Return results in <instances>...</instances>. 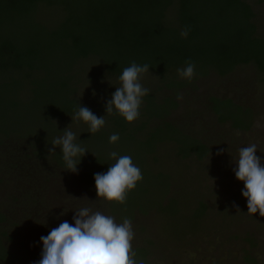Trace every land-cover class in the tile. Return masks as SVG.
I'll use <instances>...</instances> for the list:
<instances>
[{
    "label": "rangeland",
    "instance_id": "1",
    "mask_svg": "<svg viewBox=\"0 0 264 264\" xmlns=\"http://www.w3.org/2000/svg\"><path fill=\"white\" fill-rule=\"evenodd\" d=\"M248 2L258 16L259 32L264 35V3L260 4L259 0ZM8 15L5 10L0 9V51L4 42L27 44V39L38 35L42 26L51 31L64 19L63 13L56 10L40 11L33 22L12 20ZM32 41L40 52L34 63L38 68L36 72L12 73L5 58L0 57V132L6 130L10 135L39 139L43 146H47L54 138L63 135L62 130L69 127L76 134V142L80 140L81 146L88 151L83 157L93 155L111 160L109 153L116 151L118 154L131 156L138 167L143 166L147 172L148 182L145 185L150 196H161V189L153 183L158 181L153 177L160 172L163 173V178L166 179L169 175L177 184L180 182L184 175V163L177 158L178 149L167 142L159 143L153 148L150 125L145 124L146 122H142V125L140 122L143 119L138 118L137 121L142 126L134 128L130 135L121 130L112 131V125L107 122L109 117L102 109L105 116V125L100 130L102 132L91 134L86 123L80 120L82 124L79 125L78 121L72 119L74 116L68 114L72 110L70 105L65 106V102L72 97L70 94L73 88L78 89L75 95L72 94L74 99L77 98L82 105L89 103L92 106L90 110L97 114L96 107H105L116 87L120 86L119 79L106 73L105 65L98 57H89L81 60L77 66H72L68 58L60 57V47L48 35L45 39L38 35ZM172 79L176 82L186 80L177 71L166 73L163 77L157 72H147L142 75L140 82L156 96L155 103L167 97L174 99L178 107L172 111L167 121L189 133L197 134L212 151L204 171L189 160L185 185L198 190L201 195H207L212 202L215 201L214 193L217 191L223 195L221 201L226 200V195L233 191L242 192L244 184L236 179L234 172V159L238 158V149L255 143L256 155L262 157L261 162L264 164V86L260 84L256 72L251 67H244L226 79H219L213 74L196 80L194 88L174 91L168 90L167 85L164 86ZM15 80L18 85H14ZM63 82L66 83L65 88H62ZM178 93L182 94L183 99H177ZM213 95L232 98L236 103L251 107L256 113L252 130L241 133L233 130L230 124H218L209 108V99ZM149 102L147 99L146 113L151 116L153 108ZM117 120L120 121L121 118ZM81 131L87 132L83 135ZM113 133H118L120 139L117 143L110 144L109 137ZM28 147L25 142L12 141L0 153V207L18 226L15 228L5 224L0 230L14 238L11 244L15 248H22L26 253L41 257L43 245L40 243L38 246L33 240L40 232L51 230L65 220L74 224L75 211L81 207H91L106 215L110 213L105 208V201L98 200L95 187L83 182L80 172L61 169L50 164L51 160L31 165L21 162L16 166L14 161L19 154H30ZM51 153L62 155L59 146ZM175 190L177 192V187H172L171 193ZM186 194L189 192L182 194L179 199V215L176 218L166 215L165 218L158 216L156 219L153 213L146 217L137 216L133 222L136 232L134 249L154 237L163 251L160 264H245L242 248L247 250L248 247L243 239L253 237L257 246L252 253L258 264H264V222L244 219L229 227L216 221L211 225V232L202 238L196 237L195 240L190 239L180 245L166 243L165 236H169L173 230L171 225L174 220L177 224L190 221L188 216L192 197ZM85 197L88 200L83 199ZM222 241L225 243L223 246Z\"/></svg>",
    "mask_w": 264,
    "mask_h": 264
},
{
    "label": "trees",
    "instance_id": "2",
    "mask_svg": "<svg viewBox=\"0 0 264 264\" xmlns=\"http://www.w3.org/2000/svg\"><path fill=\"white\" fill-rule=\"evenodd\" d=\"M259 3H264V0H259ZM0 4V9L5 10L9 14L8 18L12 20L33 22L40 11L62 12L64 19L56 29L48 31L42 26L38 30V35L44 39L47 35L54 39V44L60 47V57L68 58L72 66H77L81 60L94 56L105 65L106 73L116 79H119L123 69L130 66L133 61L139 65L148 64L149 72H157L163 77L166 73L185 67V62L191 60L196 65L195 77L191 81L183 82L172 79L164 84L168 90L194 88L196 80L213 74L219 79H226L244 67L254 69L260 84L264 86V35L259 32L258 16L248 0H0ZM185 27L190 28L187 38L180 35ZM38 35L28 38L27 44L3 43L0 57L5 58L6 65L10 67L12 73L32 74L38 70L34 63L40 52L32 41ZM51 47L50 45L49 48ZM13 83L18 85L16 80ZM65 84L61 83L62 88H65ZM77 91V88H73L71 93L75 95ZM72 94L65 102V106H71L72 111L68 114L75 117L79 104L91 109L89 103L82 105ZM152 97L153 99H150ZM155 98L151 92L143 98L139 117L143 120L140 123L143 125L142 122H146L145 124L150 125L153 148L159 143L167 142L174 144L178 149L177 158L184 163L183 178L177 184L169 175L166 179L163 178L162 172L155 175L153 179L158 181L153 183L161 189V196L156 198L150 196L145 185L148 182L147 172L143 166H139L143 173V181L129 194L126 204L105 201V208L110 215L115 216L117 222H122L124 217H130L134 222L137 216L146 217L151 213L156 219L158 216L165 218L166 215L173 219L179 215L177 209L179 199L188 191L189 194L186 195L192 197L188 216L190 221L177 224L174 220L171 225L173 230L169 236H165L166 243L180 245L190 239L195 240L196 237L202 238L211 232V225L216 221L227 226L244 219L264 222V217L259 213L254 216L247 214V200L241 191L231 192L230 195H226L228 196L226 200L222 201L223 195L217 191L214 193L215 201L212 202L207 195H201L198 190L185 185L189 160L204 171L212 151L197 134L189 133L167 121L172 111L178 107L174 99L167 97L155 103ZM147 99L153 108L151 116L146 113ZM209 102V108L218 124H230L233 130L241 133L252 130L256 113L251 107L236 103L232 98L216 95L210 97ZM105 108L106 106H97L98 112L94 114L97 117L103 116L102 109ZM107 117H109L107 122L112 125V131L121 130L130 135L136 127L142 126L138 119L129 124L115 112L107 114ZM118 118L121 120L118 121ZM80 124L82 123L79 122ZM38 140L10 135L3 130L0 132V153L12 141L25 142L29 146L30 154H19L18 159L14 161L16 166L21 162L31 165L51 160L50 164L67 170L62 155L49 152L53 140L47 146H43ZM114 162L100 156L82 157L81 163L77 165V172L82 174L86 185L95 187L94 174L106 173ZM174 186L177 187V192L175 190L171 193ZM234 205L238 206L239 212ZM5 224L18 227L0 207V228ZM49 232L50 230L42 231L36 239H32L39 246L42 243L41 236H47ZM12 241L13 237L0 230V264H35L41 258L24 252L22 248H15L11 244ZM243 242L248 247L247 250L242 248L244 263L258 264L252 253L257 241L253 237H246ZM223 245L225 243L222 241ZM135 251L138 258L144 259L146 264H160L163 260V251L158 247L154 237L153 240L147 239L144 244L138 245Z\"/></svg>",
    "mask_w": 264,
    "mask_h": 264
},
{
    "label": "clouds",
    "instance_id": "3",
    "mask_svg": "<svg viewBox=\"0 0 264 264\" xmlns=\"http://www.w3.org/2000/svg\"><path fill=\"white\" fill-rule=\"evenodd\" d=\"M189 31L190 28H183L181 37L187 38ZM185 64L177 70L178 75L191 81L196 74V65L191 60ZM149 69L148 64L139 65L135 61L123 69L119 76L120 86L106 103L107 114L115 112L129 124L140 117L143 98L150 92L140 81ZM177 99H183L182 94L178 93ZM104 117H97L88 107L79 104L72 119L83 121L88 125V132L95 134L104 127ZM119 139V134L113 133L109 143L115 144ZM76 140V134L67 127L62 136L53 139V148L49 149L50 153L55 152L59 146L66 169L73 173H77V165L88 152ZM256 153L255 143L240 147L238 158L234 159V172L236 179L244 184L242 195L247 200V214L254 216L259 213L264 217V164ZM109 156L115 162L107 172L94 174L96 194L98 200L124 205L129 194L143 181V173L131 156L119 155L116 151L110 152ZM234 206L239 212L238 206ZM73 221L74 224L65 220L52 228L47 236H41V258L35 264H146L134 249L136 232L130 217L117 222L113 215L81 207L75 211Z\"/></svg>",
    "mask_w": 264,
    "mask_h": 264
},
{
    "label": "flooded vegetation",
    "instance_id": "4",
    "mask_svg": "<svg viewBox=\"0 0 264 264\" xmlns=\"http://www.w3.org/2000/svg\"><path fill=\"white\" fill-rule=\"evenodd\" d=\"M136 220V219H135Z\"/></svg>",
    "mask_w": 264,
    "mask_h": 264
}]
</instances>
